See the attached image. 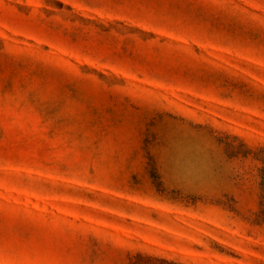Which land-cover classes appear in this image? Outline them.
<instances>
[{
  "label": "rangeland",
  "instance_id": "374dc122",
  "mask_svg": "<svg viewBox=\"0 0 264 264\" xmlns=\"http://www.w3.org/2000/svg\"><path fill=\"white\" fill-rule=\"evenodd\" d=\"M264 264V0H0V264Z\"/></svg>",
  "mask_w": 264,
  "mask_h": 264
},
{
  "label": "trees",
  "instance_id": "16d2710c",
  "mask_svg": "<svg viewBox=\"0 0 264 264\" xmlns=\"http://www.w3.org/2000/svg\"><path fill=\"white\" fill-rule=\"evenodd\" d=\"M170 264H175V263H170Z\"/></svg>",
  "mask_w": 264,
  "mask_h": 264
}]
</instances>
